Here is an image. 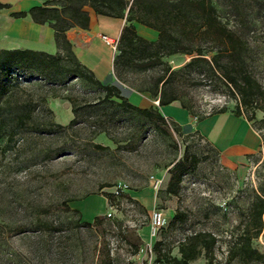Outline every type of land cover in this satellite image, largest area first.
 <instances>
[{
    "label": "rangeland",
    "instance_id": "rangeland-1",
    "mask_svg": "<svg viewBox=\"0 0 264 264\" xmlns=\"http://www.w3.org/2000/svg\"><path fill=\"white\" fill-rule=\"evenodd\" d=\"M45 1L57 6L60 14H71L73 25H78L73 18L79 20L75 14L81 10L83 16L100 10L123 19L115 49L101 41L92 49L74 51L97 78L116 85L137 105L133 94L151 96L158 76L169 72L167 65L177 68L189 59L190 54L180 50L166 53L173 45L209 50L223 45L199 31L205 0ZM214 2L221 22L245 39L246 60L264 87V0ZM98 18L106 35L120 23L106 14ZM5 26L6 17L0 15V48L58 53L64 70L48 77L30 69L0 72L7 86L0 99L4 109L20 111L23 104L32 109L11 148H3L4 138L0 139V264H171L164 261L163 252L180 257L181 242L197 232L215 236V264H264V257L244 258L239 251L244 237L264 251V224L258 229L253 211L256 196L264 194L260 107L240 105L243 115L252 114L249 121L261 137L260 147L229 163L193 123L169 116L151 119L118 103V97L106 98L98 83L71 70L74 63L61 37L48 44L14 40L5 37ZM120 49L125 53L113 64ZM201 67L172 75L165 87L177 95L172 102L184 103L197 119L222 107L234 112L235 92L220 78L205 77ZM157 103L150 105L158 108ZM185 152L196 161L189 163L177 190L170 192V168ZM106 192L114 193L111 200ZM87 200L96 209L89 212ZM154 207L163 209L169 221L151 235ZM92 212L99 214V222L84 224L92 221ZM146 243L151 252L139 250ZM188 264H207L203 251Z\"/></svg>",
    "mask_w": 264,
    "mask_h": 264
},
{
    "label": "trees",
    "instance_id": "trees-1",
    "mask_svg": "<svg viewBox=\"0 0 264 264\" xmlns=\"http://www.w3.org/2000/svg\"><path fill=\"white\" fill-rule=\"evenodd\" d=\"M47 2V1H45ZM9 5V2H4L0 0V9ZM66 4L62 5L64 8ZM71 7V6H70ZM57 6H33L29 9V12L36 20H41L43 16L49 19V21L54 26L55 37H61L64 47L68 52L71 61L74 63L71 70L79 72L77 75L81 74L96 83H98L105 90V97L109 98L112 96L118 97L120 101L118 103L125 105L126 107L142 114L145 117L153 119L165 120V116L160 111L159 107L155 105L150 106H140L135 103L128 101V99L120 93L119 88L111 83H103L102 80L97 78L92 69L82 63L77 55L71 48V43L65 37L62 32L66 28L74 24L71 22V14L69 16H64L57 12ZM60 10V8H59ZM80 13L75 14V16H80L79 20L74 17V21L78 22V25L87 26L89 15L83 16L84 11H79ZM100 14L112 15L105 11H97ZM26 14L25 10L13 12L14 16H23ZM72 19V20H73ZM204 23L199 30L201 34L212 35L209 36L214 40L220 41L223 45L222 48H215L214 50H209L208 48H202L201 46L191 47L185 46L186 44L176 43L171 48H169L166 53H173L175 51H182L184 53L190 54V57L181 66L177 68H169L166 66L165 71H169L167 74H161L158 76L155 88L150 90L151 96L158 101V105H163L172 102L177 99L175 93H170L166 91V84L171 80L172 75H174L179 70L189 69L195 67L196 65H201V74L205 77L215 76L220 78L228 87L232 88L238 98V103L236 104V110L234 111L237 115H243L240 105L255 104L261 108L264 112V87L257 79L255 74L249 67L246 60V56L243 52L245 39L242 38L241 34L237 32L236 29L228 27L226 24L222 23L217 12V7L214 0H205V12H204ZM122 31L119 34L121 35ZM125 53L124 49H120L119 52L113 56V64L117 62L118 57L123 56ZM153 57V56H151ZM226 58V59H225ZM61 56L58 53H50L41 49H34L29 47H2L0 48V72L10 74L13 69H30L38 72L44 77H48L51 73H61L63 68L60 66ZM156 59V58H155ZM151 61L152 58H151ZM161 83V86L159 85ZM7 86L3 80H0V99L6 93ZM117 102V101H116ZM20 111H6L3 105L0 103V139L4 138L3 148H11L16 139L17 134L23 126L26 125L29 120L32 109L26 107ZM182 107L186 108L190 113L189 108L182 103ZM225 111L222 107L215 112ZM213 112V113H215ZM253 113V112H251ZM212 114V113H209ZM207 114V115H209ZM205 115H201L198 119ZM245 116V115H243ZM248 120L251 119L252 114L245 116ZM264 118V116H263ZM190 158V159H189ZM196 157L190 156L185 152L183 157L178 158L170 168V177L167 182V190L170 192H175L177 186L181 181L182 175L189 168V163H195ZM107 200H111L114 193L106 192L104 193ZM76 212H79L78 208H74ZM253 211L258 220V229L264 224V194L257 195L253 202ZM176 213L174 217H177ZM99 214H95L92 221H83L84 224H94L99 222ZM169 221V219H168ZM163 227V226H162ZM215 242V236L210 232H197L195 234L188 235L186 239L179 245L180 257L171 255L169 252H163L164 261L170 262L171 264H188L189 261L195 258L201 251L207 259V264H215L212 257V247ZM160 241H156L153 245L155 253H160L158 248ZM239 251L241 256L244 258H257L262 259L264 257V251H260L258 248L251 244L250 237H244L239 246ZM108 258L109 253L107 252ZM110 264V261L107 262Z\"/></svg>",
    "mask_w": 264,
    "mask_h": 264
},
{
    "label": "crops",
    "instance_id": "crops-1",
    "mask_svg": "<svg viewBox=\"0 0 264 264\" xmlns=\"http://www.w3.org/2000/svg\"><path fill=\"white\" fill-rule=\"evenodd\" d=\"M1 1L9 2L8 6L0 9V15L6 17L5 37H11L14 40L15 38H19V40L26 39L28 41L41 40L47 44L55 41L56 29L49 19L43 16L41 20H36L29 12V9L33 6H51L45 0ZM21 10H25L26 14L23 16L12 15L13 12ZM99 15L100 13L89 12L87 26L73 25L62 31L71 43L73 51L75 48L92 49L94 44L100 43L101 41H105L106 44L112 47L110 40L118 39L122 29L123 19L121 17L115 18L118 16L109 15L117 20L120 19V23L113 29V34L106 35L101 32L102 23L98 18ZM133 97V100L138 101L137 103L139 105L141 103L150 105L156 101L149 95L133 94ZM158 107L165 117H172L182 124L193 123L195 129L218 149L224 160L229 163L235 162V158L252 152L261 145V137L250 121L245 116L237 115L233 111H219L197 119L186 108L174 102L158 105ZM98 200L101 205L104 203L103 198H99ZM74 205L80 207V204ZM96 207L90 200H87L86 209L89 212L96 209ZM93 215H95V212L90 214V216Z\"/></svg>",
    "mask_w": 264,
    "mask_h": 264
},
{
    "label": "built area",
    "instance_id": "built-area-1",
    "mask_svg": "<svg viewBox=\"0 0 264 264\" xmlns=\"http://www.w3.org/2000/svg\"><path fill=\"white\" fill-rule=\"evenodd\" d=\"M113 49H115L116 40H110ZM157 101V100H156ZM157 181H160L157 179ZM168 216L165 214L163 209L154 207L150 212L149 218V231L151 235H155L158 230L168 222ZM140 251L145 253L151 252V245L146 243L145 245L140 246Z\"/></svg>",
    "mask_w": 264,
    "mask_h": 264
}]
</instances>
